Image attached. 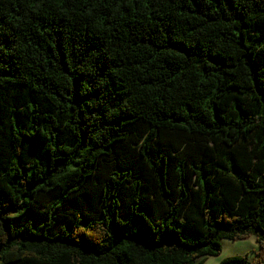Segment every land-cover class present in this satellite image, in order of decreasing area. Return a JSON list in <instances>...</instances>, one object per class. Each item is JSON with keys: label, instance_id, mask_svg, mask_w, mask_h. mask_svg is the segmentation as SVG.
<instances>
[{"label": "trees", "instance_id": "trees-1", "mask_svg": "<svg viewBox=\"0 0 264 264\" xmlns=\"http://www.w3.org/2000/svg\"><path fill=\"white\" fill-rule=\"evenodd\" d=\"M264 264V0H0V264Z\"/></svg>", "mask_w": 264, "mask_h": 264}, {"label": "rangeland", "instance_id": "rangeland-1", "mask_svg": "<svg viewBox=\"0 0 264 264\" xmlns=\"http://www.w3.org/2000/svg\"><path fill=\"white\" fill-rule=\"evenodd\" d=\"M258 252V243L256 238H248L245 240L222 242V253L217 257H208L205 264H221V262L229 257L247 256L249 259H254L255 254Z\"/></svg>", "mask_w": 264, "mask_h": 264}]
</instances>
